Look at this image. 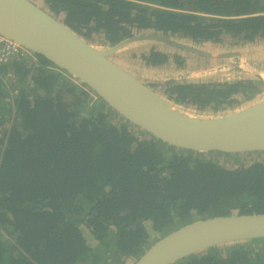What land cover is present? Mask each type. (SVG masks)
<instances>
[{"label":"trees","instance_id":"obj_1","mask_svg":"<svg viewBox=\"0 0 264 264\" xmlns=\"http://www.w3.org/2000/svg\"><path fill=\"white\" fill-rule=\"evenodd\" d=\"M41 1L101 47L137 34L207 50L264 42V0ZM156 46L128 48L119 59L146 69L172 63L176 71L187 70L183 57ZM212 60L199 56L197 68ZM248 62L264 71V63ZM228 72L155 85V91L203 115L226 114L264 93L263 80L237 67ZM75 81L36 54L0 64V264H133L184 224L264 213V159H258L264 152H245L256 158L242 164L235 157L243 153L170 146ZM229 158L232 165L221 164ZM172 264H264V239Z\"/></svg>","mask_w":264,"mask_h":264},{"label":"water","instance_id":"obj_2","mask_svg":"<svg viewBox=\"0 0 264 264\" xmlns=\"http://www.w3.org/2000/svg\"><path fill=\"white\" fill-rule=\"evenodd\" d=\"M42 2L0 0V35L64 70L93 90L116 114L170 146L203 153L264 152V93L226 114L203 115L176 105L151 87L191 82L210 73L229 77V70L224 71L220 65L223 62L217 60L244 58L240 48H220L223 52H217L158 34H137L101 47L83 40L45 10ZM145 43L210 58L212 64L166 72L139 68L119 59L123 51ZM261 72L252 75L263 80ZM256 239H264V213L204 218L157 239L133 264H172L210 248Z\"/></svg>","mask_w":264,"mask_h":264},{"label":"rangeland","instance_id":"obj_3","mask_svg":"<svg viewBox=\"0 0 264 264\" xmlns=\"http://www.w3.org/2000/svg\"><path fill=\"white\" fill-rule=\"evenodd\" d=\"M156 47L159 49H163V50L168 51L171 56L177 55V56L183 57L186 61V65L188 67L187 70L192 69V68H196L200 64V62H197V58L199 56L194 55L192 53L185 52L182 50H178L176 48L166 46L163 44H158ZM207 48L209 49L211 47L208 46ZM235 48H240L238 50H241L243 53H245L246 56H244V58H241V59L234 58V59L224 60L223 63L220 64L221 68H223L224 71H227L226 69L230 68L233 65L232 67L241 68L240 70L244 71L246 74L252 75V72H250L249 70H247L243 67H239L241 65V63H244L245 65H247L248 67H251V68L253 66L251 64H249L248 60L249 61H256V62L261 63V64L264 63V42L259 41L258 43L254 44V45L245 46L243 48H242V46L234 47L232 45L229 48L227 47V45L222 46V49H226V50H228V49L235 50ZM215 49H217V52H223V50L220 51V47H217ZM130 64H132V63H130ZM133 66H136V65H133ZM137 67L142 68L141 66H137ZM162 70H165L166 72H174V71H176V68H175L174 64L170 63L166 66V68L164 67ZM256 72H260V71L256 68ZM188 75L192 76L193 74L192 75L188 74ZM158 91L160 92V90H158ZM255 158H256V156L253 154L244 155L242 157H239V156L235 157L237 162H239V159H240V161L243 160V162H241L242 164H248L249 161L251 162V160H253ZM258 159H264V155H260L258 157ZM229 161H234V159H232V158L225 159L224 163L221 162V164H224L225 166L232 165V163H230Z\"/></svg>","mask_w":264,"mask_h":264},{"label":"built area","instance_id":"obj_4","mask_svg":"<svg viewBox=\"0 0 264 264\" xmlns=\"http://www.w3.org/2000/svg\"><path fill=\"white\" fill-rule=\"evenodd\" d=\"M33 56L28 49L19 45L18 43L0 35V64H7L12 60H23ZM7 77H10V73H6ZM75 83H77L75 81ZM7 88V85H5Z\"/></svg>","mask_w":264,"mask_h":264},{"label":"bare ground","instance_id":"obj_5","mask_svg":"<svg viewBox=\"0 0 264 264\" xmlns=\"http://www.w3.org/2000/svg\"><path fill=\"white\" fill-rule=\"evenodd\" d=\"M240 66L243 67V68H245V69H247V70H249V71L252 72V73H259V72H256L253 68L248 67V66L245 65L244 63H241ZM240 66H239V67H240ZM226 70L228 71V70H230V68H227ZM260 75H261V78L264 80V72H261ZM183 108H184V107H183Z\"/></svg>","mask_w":264,"mask_h":264},{"label":"flooded vegetation","instance_id":"obj_6","mask_svg":"<svg viewBox=\"0 0 264 264\" xmlns=\"http://www.w3.org/2000/svg\"><path fill=\"white\" fill-rule=\"evenodd\" d=\"M152 87L155 89V85H152ZM251 155L252 153H243V154H237V156H239V157H242V156H244V155ZM239 162H243V160L242 161H240V159H239ZM240 167V166H239Z\"/></svg>","mask_w":264,"mask_h":264}]
</instances>
